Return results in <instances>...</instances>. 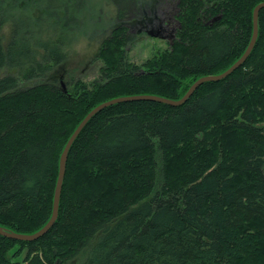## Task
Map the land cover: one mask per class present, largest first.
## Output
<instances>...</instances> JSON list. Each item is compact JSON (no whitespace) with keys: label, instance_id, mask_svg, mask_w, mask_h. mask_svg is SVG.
I'll return each mask as SVG.
<instances>
[{"label":"trees","instance_id":"1","mask_svg":"<svg viewBox=\"0 0 264 264\" xmlns=\"http://www.w3.org/2000/svg\"><path fill=\"white\" fill-rule=\"evenodd\" d=\"M263 1L178 0L169 47L143 64L128 58L131 28L156 29L159 10L130 19L121 7L100 77L65 90L57 68L86 0H0V225L45 226L61 155L86 115L126 95L179 99L226 71ZM258 27L246 62L184 104L129 100L94 115L69 151L55 224L35 241L0 234V264H264V8Z\"/></svg>","mask_w":264,"mask_h":264},{"label":"rangeland","instance_id":"2","mask_svg":"<svg viewBox=\"0 0 264 264\" xmlns=\"http://www.w3.org/2000/svg\"><path fill=\"white\" fill-rule=\"evenodd\" d=\"M166 0H86V12L81 15L82 27L76 32L75 39L68 48V58L65 63L58 66L61 73V86L73 90L75 83L87 84L89 87L100 77L101 68L105 64L100 56L103 42L111 36L114 27L119 24L121 7L130 13L127 18L134 19L147 10H159L161 21L157 28L138 27L131 28L135 38L127 44V55L130 61L143 64L155 53L169 47V30L176 29L175 11H178V0L169 6ZM85 10V9H84ZM168 20L169 22H166ZM138 21V20H137ZM212 21V20H211ZM139 23V21H138ZM4 43L7 44L12 35V24L7 23L2 28ZM158 34V35H157ZM14 249L11 253H13ZM26 253L17 259L22 260ZM77 258L68 264H83Z\"/></svg>","mask_w":264,"mask_h":264},{"label":"water","instance_id":"3","mask_svg":"<svg viewBox=\"0 0 264 264\" xmlns=\"http://www.w3.org/2000/svg\"><path fill=\"white\" fill-rule=\"evenodd\" d=\"M264 8V2L259 3L255 8H254V13H253V25H254V30H253V37L252 40L245 51V53L231 66L229 67L226 71H224L221 74L218 75H204L201 78H199L189 89V91L185 94V96L180 99V100H171L169 98L161 97V96H156V95H140V96H133V97H118L114 98L112 100L106 101L104 103H101L97 107H95L92 111L88 113V115L81 121V123L78 125V127L75 129L71 137L69 138L63 153L60 158V168H59V175H58V180H57V186H56V191H55V197H54V205H53V214L52 218L50 221L42 227L40 230L36 231L35 233H19L12 231L10 229H7L3 226L0 225V234L16 239V240H23V241H35L38 238L42 237L45 235L53 226L55 223V220L58 218L59 215V206H60V198H61V192L63 188V183L66 175V168H67V159H68V154L69 151L75 142L76 138L80 135L84 127L87 125V123L91 120V118L99 113L103 108H105L108 105L117 103V102H122V101H127L131 99H151L154 101H159V102H167L170 103L174 106H179L184 104L189 97L195 92V90L202 84L207 81H217L225 78L226 76L230 75L232 72H234L237 68H239L241 65H243L246 60L248 59L249 55L251 54L255 43L258 38L259 34V14L260 11Z\"/></svg>","mask_w":264,"mask_h":264},{"label":"bare ground","instance_id":"4","mask_svg":"<svg viewBox=\"0 0 264 264\" xmlns=\"http://www.w3.org/2000/svg\"><path fill=\"white\" fill-rule=\"evenodd\" d=\"M263 2H264V1H263ZM157 35H158V34H157ZM246 50H247V49H246ZM222 73H223V72H222ZM219 74H221V73H219ZM214 75H218V74H214ZM200 78H201V77H200ZM197 80H198V79H197ZM197 80H196V81H197ZM196 81H195V82H196ZM195 82H194V83H195ZM194 83H193V84H194ZM193 84H192V85H193ZM202 84H204V83H202ZM202 84H201V85H202ZM192 85H191V86H192ZM201 85H200V86H201ZM191 86H190V88H191ZM200 86H199V87H200ZM199 87H198V88H199ZM190 88H189V89H190ZM198 88H197V89H198ZM189 89H188V91H189ZM197 89H196V90H197ZM65 90H67V89H65ZM196 90H195V91H196ZM188 91H187V92H188ZM187 92H186V93H187ZM186 93H185V94H186ZM194 93H195V92H194ZM194 93H193V94H194ZM185 94H184L181 98H179V99H173V98H169V97H165V98H169V99H171V100H176V101H177V100L182 99V98L185 96ZM193 94H192V95H193ZM140 95H154V94H137V95H126V96H121V97H122V98H123V97H133V96H140ZM192 95H191L190 97H192ZM156 96H160V95H156ZM161 97H164V96H161ZM190 97H189V98H190ZM116 98H118V97H116ZM113 99H114V98H113ZM111 100H112V99H111ZM131 100H151V99L144 98V99H131ZM188 100H189V99H188ZM188 100H187V101H188ZM108 101H109V100H108ZM125 101H126V100H125ZM125 101H124V102H125ZM127 101H129V100H127ZM153 101H154V100H153ZM105 102H106V101H105ZM122 102H123V101H122ZM103 103H104V102H103ZM117 103H118V102H117ZM163 103H167V102H163ZM167 104H170V103H167ZM99 105H100V104H99ZM111 105H112V104H111ZM170 105H172V104H170ZM97 106H98V105H97ZM97 106H96V107H97ZM108 106H109V105H108ZM173 106H174V105H173ZM94 108H95V107H94ZM94 108H93V109H94ZM93 109H92V110H93ZM92 110H91V111H92ZM87 115H88V114H87ZM87 115H86V116H87ZM68 155H69V154H68ZM67 160H68V159H67ZM66 171H67V168H66ZM64 180H65V179H64ZM63 184H64V183H63ZM62 189H63V188H62ZM55 191H56V190H55ZM61 193H62V192H61ZM54 197H55V196H54ZM60 200H61V198H60ZM59 208H60V206H59ZM51 218H52V217H51ZM56 220H57V219H56ZM56 220H55V222H56ZM49 221H50V220H49ZM49 221H48V222H49ZM48 222H47V223H48ZM54 224H55V223H54ZM54 224H53V225H54ZM43 227H44V226H43ZM15 232H16V231H15ZM34 233H35V232H34ZM29 234H30V233H29ZM1 235H2V234H1ZM38 239H39V238H38Z\"/></svg>","mask_w":264,"mask_h":264},{"label":"flooded vegetation","instance_id":"5","mask_svg":"<svg viewBox=\"0 0 264 264\" xmlns=\"http://www.w3.org/2000/svg\"><path fill=\"white\" fill-rule=\"evenodd\" d=\"M175 36V29L173 30H169V34H168V37H174Z\"/></svg>","mask_w":264,"mask_h":264}]
</instances>
